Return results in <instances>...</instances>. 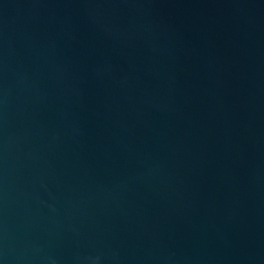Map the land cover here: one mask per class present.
<instances>
[{
	"label": "water",
	"instance_id": "obj_1",
	"mask_svg": "<svg viewBox=\"0 0 264 264\" xmlns=\"http://www.w3.org/2000/svg\"><path fill=\"white\" fill-rule=\"evenodd\" d=\"M0 264H264V0H0Z\"/></svg>",
	"mask_w": 264,
	"mask_h": 264
}]
</instances>
